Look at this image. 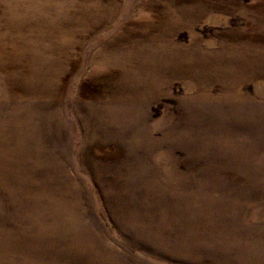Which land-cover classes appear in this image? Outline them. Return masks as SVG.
I'll return each mask as SVG.
<instances>
[{"label": "rangeland", "instance_id": "374dc122", "mask_svg": "<svg viewBox=\"0 0 264 264\" xmlns=\"http://www.w3.org/2000/svg\"><path fill=\"white\" fill-rule=\"evenodd\" d=\"M0 264H264V0H0Z\"/></svg>", "mask_w": 264, "mask_h": 264}, {"label": "bare ground", "instance_id": "6f19581e", "mask_svg": "<svg viewBox=\"0 0 264 264\" xmlns=\"http://www.w3.org/2000/svg\"><path fill=\"white\" fill-rule=\"evenodd\" d=\"M66 5H68V4H66ZM78 9H80V8H78ZM87 9L88 8H86V10ZM88 11H90V10H88ZM62 18H64V17H62ZM70 21H72L73 25H75V24H79L80 26L83 25V23H81L82 18L79 17L78 15L76 17L74 16L72 18V20H70ZM83 21H84V19H83ZM20 23L21 22H19V24ZM90 24H92V23H90ZM90 24L87 22L84 26L85 28L83 27L82 29L87 30L89 27L87 25H90ZM21 26H22V24H21ZM70 26H68V27L70 28ZM76 28H77V26H76ZM32 29H34V28H32ZM82 29L80 28V30H82ZM18 30H20V29H18ZM35 30L38 31L35 34L32 33L29 36H22V37L20 36L21 37L19 40L20 51H18V50L16 51V49H15V51L12 52L11 61L9 58H7V60H6L5 57H2V68L5 70L6 69L5 65H6L7 61L11 62L10 64H12V66H10L9 72L11 74H13L14 76H18L19 79H21V81H23L25 83L27 90H25V89L24 90L26 91V94H28V97L37 98L41 95L44 97H50L51 92H52L51 88L53 86V79L65 70V65L62 64V62H60V57L65 56L66 47L68 48L71 43L69 42V40L67 38H64L63 33L65 32L66 29H64L62 26H60L59 23L56 24L55 20H53V19L50 20L49 22H47V25L44 29L43 28H40V29L36 28ZM28 31H30V30H28ZM71 31H73L74 33L76 32L75 29L74 30L72 29ZM74 33H71V34H74ZM76 34L80 35L81 33L78 31ZM19 35H20V33H19ZM44 38L46 39L45 41H44ZM68 42L70 43L69 46H68ZM73 42H76V41L73 40ZM69 51H71V50H69ZM22 59L27 60V62L26 63L19 62V60H22ZM62 59H63V57H62ZM55 80H57V79H55ZM58 81H56V83ZM55 89H56V87H55ZM16 91H18V89ZM31 108H32L31 110L34 111L33 106ZM14 110H15V108H14ZM5 123L6 122H4L2 120V154H5L8 151L7 149L4 148L5 146L3 145V143H4L3 141L6 140L5 131L3 128L5 126Z\"/></svg>", "mask_w": 264, "mask_h": 264}]
</instances>
